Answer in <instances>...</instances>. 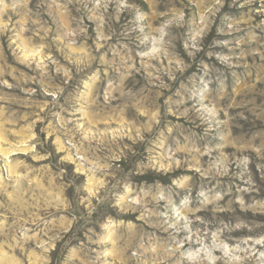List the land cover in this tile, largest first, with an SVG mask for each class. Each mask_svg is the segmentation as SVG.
Returning a JSON list of instances; mask_svg holds the SVG:
<instances>
[{"label":"rangeland","instance_id":"1","mask_svg":"<svg viewBox=\"0 0 264 264\" xmlns=\"http://www.w3.org/2000/svg\"><path fill=\"white\" fill-rule=\"evenodd\" d=\"M3 163L0 264H264V0H0Z\"/></svg>","mask_w":264,"mask_h":264},{"label":"built area","instance_id":"2","mask_svg":"<svg viewBox=\"0 0 264 264\" xmlns=\"http://www.w3.org/2000/svg\"><path fill=\"white\" fill-rule=\"evenodd\" d=\"M0 172L2 173V176L8 175V169L5 163H3L2 166L0 167Z\"/></svg>","mask_w":264,"mask_h":264},{"label":"bare ground","instance_id":"3","mask_svg":"<svg viewBox=\"0 0 264 264\" xmlns=\"http://www.w3.org/2000/svg\"><path fill=\"white\" fill-rule=\"evenodd\" d=\"M11 155H16V153H13V154H11ZM6 157H8V156H6Z\"/></svg>","mask_w":264,"mask_h":264}]
</instances>
